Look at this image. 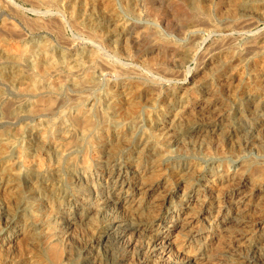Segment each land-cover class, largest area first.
I'll use <instances>...</instances> for the list:
<instances>
[{"label": "rangeland", "instance_id": "1", "mask_svg": "<svg viewBox=\"0 0 264 264\" xmlns=\"http://www.w3.org/2000/svg\"><path fill=\"white\" fill-rule=\"evenodd\" d=\"M107 1L6 0L0 6V139L11 160L22 151L29 158L41 153L47 161L39 174L25 172L16 179L9 192L1 187L12 178L0 161V264H169L185 258L192 264H248L264 258V0H111L112 12ZM5 21L9 28L1 30ZM101 32H108L104 39ZM110 36L115 44L107 41ZM128 44L129 54L119 63L124 73L93 66L89 70L98 81L86 82L85 74L68 69L75 57L94 48L100 61L113 65L111 56ZM27 48L32 54L20 61L6 56ZM182 48L198 50L201 57L180 63ZM49 55L66 61V69L55 70ZM36 57L46 58L45 71L32 69L29 61ZM230 66H238L241 74L234 87L222 81ZM29 73L39 91L23 89ZM158 82L165 85L154 86ZM122 92L132 93L140 104L118 107ZM90 106L95 126L82 138L70 119ZM160 124L166 143L155 138ZM43 128L50 137L39 151ZM66 135L73 143L59 157L53 146ZM112 168L117 176L110 179L106 172ZM125 171L123 183L118 175ZM225 171L232 177H223ZM152 173L160 183L151 201L168 195V203L151 204L142 216L141 210L125 209L117 196L135 194L134 182L141 177L148 184ZM188 179L199 189L186 195L181 185L186 187ZM189 195L195 206L188 204ZM77 197L86 198L78 212ZM185 211L189 221L173 230L168 253L158 235L159 221L130 236L134 246L121 242L120 228L118 236L113 231L98 242L115 219L138 225L150 222L153 212L181 225ZM67 221L76 226L68 229Z\"/></svg>", "mask_w": 264, "mask_h": 264}, {"label": "bare ground", "instance_id": "2", "mask_svg": "<svg viewBox=\"0 0 264 264\" xmlns=\"http://www.w3.org/2000/svg\"><path fill=\"white\" fill-rule=\"evenodd\" d=\"M91 1V0H90ZM3 2H6V0L4 1H2V0H0V6L3 4ZM10 2V1H9ZM114 4V3H113ZM236 4V3H235ZM7 6V5H6ZM93 6V5H92ZM183 7V6H182ZM107 10L110 12L111 10H112V4H111V0H108L107 1ZM106 11V10H105ZM112 12V11H111ZM187 14H189V13H187ZM257 14V13H256ZM19 16V15H18ZM23 21V20H22ZM118 22V21H117ZM115 24H116V22H115ZM118 24V23H117ZM29 25V24H28ZM40 25V24H39ZM41 25L43 26V24L41 23ZM12 26H13V24H12ZM44 26H46V25H44ZM9 28V23L7 22L6 23V21L5 22H3V24H2V27H1V30H5V29H8ZM117 28V27H116ZM96 29V28H95ZM122 29H124L123 27H122ZM238 32V31H237ZM108 33V32H107ZM107 33H105V34H107ZM112 33V32H111ZM133 33V32H132ZM97 34V33H96ZM105 34H102V32L99 34L102 38L104 37V35ZM98 35V34H97ZM195 35V34H194ZM261 35V34H260ZM134 36V35H133ZM105 38V37H104ZM103 38V39H104ZM113 38V37H112ZM111 38V36L110 37H108L107 38V41L108 40H110L111 42H112V39ZM115 38V37H114ZM131 40V39H130ZM109 41V42H110ZM127 42V41H126ZM230 42V41H229ZM13 43V42H12ZM113 44H115L114 42H112ZM8 44V43H7ZM97 44V43H96ZM108 44H110V43H108ZM220 44V43H219ZM30 45V44H29ZM95 45V44H94ZM17 46H15V48H16ZM90 47V46H89ZM115 47V46H114ZM186 47V46H185ZM19 48V47H18ZM91 48H92V46H91ZM96 48H97V46H96ZM101 48V47H100ZM117 48V47H116ZM118 48H122V47H118ZM254 48V47H253ZM12 49V48H11ZM10 49V50H11ZM115 49V48H114ZM18 50V49H17ZM119 50V49H118ZM117 50V51H118ZM179 50V49H178ZM181 50V49H180ZM15 52H16V50H14ZM19 51V50H18ZM49 51V50H48ZM106 51V50H105ZM120 51V50H119ZM129 51H130V47H129V44H128V47L125 45V46H123V48H122V52H117L116 53V55H112L111 56V58L113 57V58H115V60H116V63L115 64H113L112 65V63H110V60L108 61V59L107 60H104V61H100V60H102V59H98V54H99V51L98 52H96L95 51V48H94V50H87V51H85L84 52V54L83 55H79V56H77L76 54V56L77 57H75V59H74V61H73V63H72V65H71V67L70 68H68L69 70H70V72L72 71V72H75V74L76 75H81L82 73L83 74H85V79H87V81L86 82H91V81H96V79H97V77H95V75H94V73H93V71L92 72H90V70H89V68L91 69L93 66L95 67V66H98L99 68H101V70H106V71H111V73L113 72V73H115V72H119L120 74L121 73H124L125 71L124 70H126V68H124V64H123V66H122V63L121 64H119L120 62H122V58H124V56L125 55H127V54H129ZM134 51V50H133ZM204 51H206V50H204ZM29 53H31L32 54V49L31 48H27L26 50H23V52H20L19 54H18V52H16V53H14V54H12L11 52H7V57L9 58V56L11 57V58H13L14 60L15 59H19L18 57H29L31 54H29ZM45 53V52H44ZM47 53H49V52H47ZM212 53V52H211ZM214 53V52H213ZM17 54V55H16ZM41 54V53H40ZM106 54V53H105ZM112 54H114V53H112ZM180 54V53H179ZM178 54V55H179ZM182 57L181 58H179V57H176V55H174L175 56V60H176V58H179V61L178 62H182V63H186V62H190V61H194V60H197L199 57H201L200 56V54H201V52L200 51H198V50H195V49H191V48H182ZM203 54V53H202ZM18 55H20V56H18ZM47 55V54H46ZM228 55V54H227ZM170 56V55H169ZM180 56V55H179ZM45 57H47V56H45ZM101 57V56H100ZM128 57V56H127ZM163 57H164V55H163ZM225 57V56H224ZM49 61H50V64L51 65H54V67L56 68L55 70H57V71H61L62 69H66V67H65V65H64V62L65 63H67L66 61H64V62H61V58L60 59H58L57 61H55V59H54V57L53 56H51V55H49ZM171 58V57H170ZM220 58H221V56H220ZM225 58H227V56L225 57ZM21 59V58H20ZM20 59H19V61H20ZM23 59V58H22ZM166 59V58H165ZM168 59V58H167ZM211 59V58H210ZM228 59V58H227ZM25 60V59H24ZM29 60V59H28ZM44 60H46V58L44 59L43 57H36L34 60H33V58L31 59V61H29L30 62V64L32 65V69H35V70H40V71H45V69L47 68L46 66H47V64L45 63V61ZM113 60V59H112ZM111 60V61H112ZM156 60V59H155ZM161 60V59H160ZM164 60V59H163ZM171 60V59H170ZM240 60V59H239ZM22 61V60H21ZM150 61H152V60H150ZM165 61H167V60H165ZM172 61V60H171ZM174 61V60H173ZM47 62V61H46ZM113 62V61H112ZM153 62V61H152ZM168 62H169V64H170V61H169V59H168ZM213 62V61H212ZM236 62H237V60H236ZM80 63H81V65H84L85 64V66H81L80 65ZM175 63V62H174ZM242 63V62H241ZM69 64V63H68ZM222 64V63H221ZM227 64H229V63H227ZM231 64V63H230ZM236 64H238V63H236ZM50 65V66H51ZM78 65H80V66H78ZM174 65V64H173ZM178 65V64H177ZM209 65H211V64H209ZM233 65V64H232ZM262 65H263V62H262ZM49 66V67H50ZM69 66V65H68ZM212 66V65H211ZM243 66V65H242ZM241 66V67H242ZM53 67V66H52ZM93 67V68H94ZM30 68H31V66H30ZM116 68H118V69H116ZM136 68V67H135ZM222 68V67H221ZM243 68V67H242ZM96 69V68H95ZM132 69H134V68H132ZM224 69V68H223ZM69 70H67V71H69ZM82 70H84L83 72H82ZM88 70V71H87ZM59 71V72H60ZM132 71V70H131ZM131 71H129V72H131ZM134 71V70H133ZM241 71V70H240ZM248 71V70H247ZM255 71V70H254ZM63 72V71H62ZM71 72V73H72ZM104 72V71H103ZM242 72V71H241ZM16 73H18L19 75H23L24 73H22L21 74V72L19 71V70H17V72ZM33 73V72H32ZM32 73H29L27 76H26V79H25V84H26V87H24L23 89H25V90H27V91H39L40 90V87H39V85L37 84V81L34 79V75L32 74ZM65 73V72H64ZM67 73V72H66ZM87 73V74H86ZM98 73H101L100 71L98 72ZM135 73V72H134ZM167 73V72H166ZM239 69H238V66H230V70H229V72L227 71L226 72V74H225V76H224V78L222 79V81H224L223 82V85H225V86H227V87H232V85H233V83L235 82V81H238L241 77V74L239 75ZM46 74V73H45ZM97 74V73H96ZM243 74V73H242ZM246 74V73H245ZM255 74V73H254ZM168 75V74H167ZM237 75L240 77H238L239 79L238 80H236V77H237ZM115 76V75H114ZM21 77V76H20ZM79 77V76H78ZM259 77V76H258ZM83 78V77H82ZM256 78V77H255ZM261 78V77H260ZM259 78V79H260ZM79 79V78H78ZM242 79H243V77H242ZM42 80V79H41ZM256 80V79H255ZM258 80V79H257ZM83 81V80H82ZM97 81H98V79H97ZM166 81V80H165ZM254 81V80H253ZM17 82V81H16ZM20 82V81H19ZM221 82V81H220ZM23 83V82H22ZM82 82H75V80H74V84L75 85H82L81 84ZM85 83V82H84ZM118 83V82H117ZM159 84H157V83H154V86H157V85H165L164 83H162V82H158ZM236 83V82H235ZM112 84V83H111ZM262 85V84H261ZM62 86V85H61ZM116 86V85H115ZM127 86V85H126ZM153 86V87H154ZM235 85H233V87H234ZM22 87V86H21ZM113 87V86H112ZM162 87V86H161ZM181 87V86H180ZM82 88V87H81ZM256 88V87H255ZM118 89V88H117ZM136 89V88H135ZM185 89V88H184ZM253 89V88H252ZM107 90V89H106ZM114 90V89H113ZM170 90V89H169ZM175 90H177V88L175 89ZM179 90V89H178ZM187 90V89H186ZM260 90V89H259ZM129 91V90H128ZM167 91V90H166ZM183 91V90H182ZM206 91H208V90H206ZM130 92V91H129ZM128 92V93H129ZM171 92H173V90L171 91ZM36 93V92H35ZM120 93V92H119ZM125 93V92H122V94H118L117 96L119 97L116 101H117V103H115V104H117V106L118 107H120L121 108V106H123V104L125 105V103L127 104V103H129V104H131L132 106H138L139 104H140V101L139 100H137V97H135V96H133V95H130V94H132V93ZM210 93V92H209ZM234 93V92H233ZM232 93V94H233ZM37 94V93H36ZM255 94V93H254ZM38 95V94H37ZM144 95V94H143ZM174 95V94H173ZM183 95V94H182ZM191 95V94H190ZM212 95V94H211ZM257 95V94H256ZM42 96V95H41ZM142 96V95H141ZM197 96V95H196ZM195 96V97H196ZM226 96V95H225ZM111 97V96H110ZM181 97V96H180ZM197 98V97H196ZM235 99V98H234ZM51 101V100H50ZM108 101V100H107ZM52 102V101H51ZM50 102V103H51ZM98 102V101H97ZM160 102V101H159ZM224 102V101H223ZM228 102V101H227ZM41 103V102H40ZM46 103V102H45ZM49 103V104H50ZM35 104V103H34ZM33 104V105H34ZM47 104V103H46ZM52 104V103H51ZM90 104V103H89ZM205 104V103H204ZM32 105V106H33ZM39 105H42V104H39ZM94 105V104H93ZM121 105V106H120ZM23 106V105H22ZM36 106V105H35ZM38 106V105H37ZM36 106V107H37ZM35 107V108H36ZM42 107V106H41ZM44 107H45V105H44ZM43 107V108H44ZM48 107V106H47ZM202 107V106H201ZM32 108V107H31ZM39 108V107H38ZM254 108V107H253ZM123 109V108H122ZM199 109V108H198ZM224 109V108H223ZM76 110V109H75ZM91 110V106H90V108L88 109V108H86V110H82V108L77 112V114H75L70 120H72V122H73V126L75 127V129H78L77 131H80V135L82 136V138H84V136H86V135H88L89 133H91L92 132V130H93V128H94V126H95V122H94V114L92 115V112L90 111ZM34 111H36L37 112V110H34ZM192 111V110H191ZM40 112V111H39ZM42 112V111H41ZM194 112V111H193ZM207 112V111H206ZM29 114V113H28ZM53 114V113H52ZM99 114V113H98ZM252 115V114H251ZM96 116V115H95ZM239 117V116H238ZM187 118V117H186ZM191 118V117H190ZM177 121H178V119H177ZM176 121V122H177ZM187 121V120H186ZM216 121V120H215ZM170 122H171V124L174 126V124H175V117H173V119L172 120H170ZM188 122V121H187ZM190 122V121H189ZM160 123V122H159ZM165 123V122H164ZM190 124V123H189ZM195 124V123H194ZM102 125V124H101ZM100 127V126H99ZM160 128H158L157 129V132H156V134H155V138L157 139V140H164V141H162L163 143H166V142H168L169 140H167V139H163V137H164V132L162 131V129H164V127L162 126L161 127V124H160V126H159ZM170 127V126H169ZM177 127V126H176ZM196 128V127H195ZM43 129H45V130H43V131H40V138H39V144H37V145H39V147L40 148H38L39 149V151L40 150H44V143H45V140H46V138H47V136L48 135H45L46 134V132H47V130H46V128H43ZM184 129H185V127H184ZM193 129V128H192ZM68 131V130H67ZM109 131V130H108ZM199 131V130H198ZM231 131V130H230ZM252 131V130H251ZM69 132V131H68ZM67 132V133H68ZM260 132V131H259ZM56 133V132H55ZM67 133H65V134H67ZM108 133V132H107ZM106 133V134H107ZM255 133V132H254ZM54 134V133H53ZM115 134V133H114ZM149 134V133H148ZM263 134V133H262ZM55 135V134H54ZM68 135V134H67ZM67 135L61 140L60 138V140H58V141H56L55 142V139H54V142H51L50 144H53L54 143V146H53V152H55L56 153V155L57 156H59V157H63L64 155H65V153L67 152L65 149L66 148H69L70 146V144L69 143H71V145H72V143H73V141H69V139L70 138H68L67 137ZM108 135V134H107ZM48 137H50V136H48ZM63 137V136H62ZM87 137V136H86ZM93 137V136H92ZM101 137V136H100ZM117 137V136H116ZM179 137V136H178ZM260 137V136H259ZM5 138V137H4ZM72 138V137H71ZM76 138V137H75ZM222 138V137H221ZM111 139V138H110ZM113 139V138H112ZM220 139V138H219ZM80 140V139H79ZM95 140V139H94ZM49 141H50V139H49ZM60 141V142H59ZM96 141V140H95ZM159 141V142H160ZM35 142V141H34ZM92 143V142H91ZM105 143V142H104ZM174 143V142H173ZM13 145V144H12ZM47 145H48V143H47ZM51 146V145H50ZM49 146V147H50ZM48 147V146H47ZM50 149H52V148H50ZM96 149V148H95ZM7 150H8V146H7V144L2 140V139H0V161L2 162V164L4 163V165H3V168H4V172H7L6 174L7 175H9V177H11L12 179H10V178H8V180L7 179H5V183L2 185V187L1 188H3L4 189V191H6V192H9V190L10 189H12L16 184H13V182H15V180L17 179V180H19V179H21V177L25 174V172H26V175L27 174H29V175H35L36 173H40L41 171H43V168H45L46 166V162H44V159H43V156H42V154L40 153V154H36V155H34V156H32V157H28V156H26L25 155V152H22V151H20V154H19V157L16 159V160H11L10 158H9V156L7 155ZM22 150V149H21ZM51 151V150H50ZM45 152V151H44ZM128 152V151H127ZM10 154V153H9ZM55 156V155H54ZM158 156V155H157ZM42 157V158H41ZM45 157V156H44ZM53 158V157H52ZM46 159V158H45ZM48 159V158H47ZM59 159V158H58ZM87 158H85V160H86ZM84 160V159H83ZM85 160H84V162H85ZM86 161H88V160H86ZM84 162H83V164H84ZM89 162V161H88ZM134 163V162H133ZM136 163V162H135ZM86 165H87V163H86ZM86 165H84L85 167H86ZM83 166V165H82ZM88 166V165H87ZM87 168V167H86ZM91 169V168H90ZM123 169V168H122ZM122 169H120V170H122ZM125 169V168H124ZM45 170V169H44ZM108 170V169H107ZM119 170V171H120ZM130 170V169H129ZM138 170V169H137ZM47 171V170H46ZM118 171V170H117ZM234 171V170H233ZM121 172V171H120ZM134 173L136 172V171H133ZM154 172V171H153ZM48 173V172H47ZM46 173V174H47ZM106 175H107V177H109L110 179H112V178H116V172H115V169L114 168H112V169H109L107 172H106ZM126 171H125V174L124 173H120L119 175H118V178H119V180H120V182H125L126 181ZM134 175V174H133ZM43 176V175H42ZM153 173H152V176H150V177H152V179H149V180H147V183L148 184H146V183H144V182H146V181H143V179L140 177L136 182H134V181H132V182H134V184H133V187H134V190H135V194H133V195H131V196H129V197H125V198H123V197H121L120 195H118L117 197H118V200H120L121 202H122V204H123V207H125V209L127 208V209H129V210H132L133 212H135V213H137V211L139 212L140 210L142 211L141 213H139V214H141V216L143 215V214H145L143 211H144V209L146 210V208L148 207V208H150V206H151V204L156 208L157 206H160L161 204V202H164V203H168V201H169V196L168 195H165L164 196V198L161 200V201H159V200H157V201H151L152 200V198L150 197L151 195H150V193H151V191L154 189V187H155V184L156 183H160V181L159 182H155V180H153ZM6 177V176H5ZM85 178L87 177V175L85 174V176H84ZM83 177V178H84ZM135 177V176H134ZM223 177H226V178H231L232 177V175L229 173V171H225L224 173H223ZM128 178V177H127ZM3 179V178H2ZM35 179V178H34ZM108 179V178H107ZM31 180V179H30ZM41 180V179H40ZM84 180V179H83ZM106 180V179H105ZM129 180V179H128ZM134 180H136V179H134ZM199 180V179H198ZM109 181V180H108ZM113 181V180H112ZM185 181V183L187 182V185H186V187H184V184L183 185H181V187L183 188V189H185V193H186V195H187V193H193V192H195V191H198V189L199 188H197V186L195 185V184H192V183H189V179L186 181V180H184ZM184 181H183V183H184ZM127 182V181H126ZM191 182V181H190ZM117 183V182H116ZM130 183V182H129ZM162 184V183H161ZM260 184V183H259ZM1 185V184H0ZM18 185V184H17ZM46 185V184H45ZM157 185V184H156ZM160 185V184H159ZM264 185V184H263ZM47 186V185H46ZM113 186V185H112ZM128 186V185H127ZM131 186V185H130ZM214 186V185H213ZM115 187V186H114ZM113 187V188H114ZM129 187V186H128ZM128 187H127V189H128ZM121 188V187H120ZM119 188V189H120ZM123 188V187H122ZM122 188H121V190H122ZM132 188V187H131ZM156 188V187H155ZM261 188V187H260ZM116 191V190H115ZM126 191V190H125ZM119 192V191H118ZM130 192V191H129ZM127 193V192H126ZM125 193V194H126ZM116 194V193H115ZM118 194V193H117ZM131 194V193H130ZM193 196H190L189 195V201H187L188 202V204L189 205H191L192 203H193V200L191 199ZM246 197V196H245ZM249 198V197H248ZM116 199V198H115ZM187 199V198H186ZM196 200V199H195ZM85 201H86V198L85 197H77V199H75V201H74V204H75V209H76V211L78 212L81 208H83V206H84V204H85ZM117 201V200H116ZM94 202V201H93ZM119 202V201H118ZM186 202V203H187ZM9 204V203H8ZM7 203H5V204H3L2 205V211L4 210L5 212H7V211H9V208H10V204L8 205ZM194 204V203H193ZM193 206V205H192ZM191 206V207H192ZM194 206H195V204H194ZM90 207V206H89ZM152 207V206H151ZM171 208V207H170ZM52 209V208H51ZM121 209V208H120ZM124 209V210H125ZM152 209H153V207H152ZM151 209V210H152ZM183 209V208H182ZM90 210H91V212H92V208L90 209V208H88V211L90 212ZM100 210V209H99ZM123 210V211H124ZM128 210V211H129ZM150 210V209H149ZM188 210V209H187ZM87 211V212H88ZM158 211V210H157ZM161 211V210H160ZM179 211V210H178ZM88 212V213H89ZM154 212H155V210H154ZM159 212V211H158ZM180 212V211H179ZM9 213V212H8ZM143 213V214H142ZM178 214V213H177ZM186 214V216H184ZM57 215H58V213H57ZM89 215V214H88ZM241 215V214H240ZM64 216V215H63ZM140 216V215H139ZM170 216V215H169ZM189 215H188V213H187V211H185V212H183V214L180 216V217H183V221H182V223H181V225L179 224V223H177V221L176 220H168L167 219V217L164 215V216H159V214H155V213H151V215H150V217H148V218H150V222H143L142 224H132V225H130V224H128L129 222H127V220H126V222H127V224L126 225H124V224H122L123 222H124V220H121V219H115V220H113L112 221V223L111 224H109L110 225V227L108 228L107 226V232H105L104 231V235L102 236L101 235V237L99 238V243L100 242H103L104 241V239H106L107 238V236H109V235H111L112 234V232L114 231V233H115V231H117L119 228L122 230V232H119L118 234H119V238H120V240H121V242L123 241L125 244H127L129 247H131V246H134V244H135V242L132 240V237H130V236H132L133 234H136V233H139V232H143L144 230H146V229H148V228H150V227H153L154 228V222H156V221H159V223H158V228H159V230H158V235H160V236H162L160 239L162 240L161 242H162V244H163V247H162V249L166 252V253H168V251H169V246H170V244H171V242H169V240H170V237L172 236V233H173V230L174 231H176L177 229H178V227L179 228H184V226L187 224L186 223V221L188 220L189 221V218H190V216L188 217ZM49 217V216H48ZM245 217V216H244ZM61 218V217H60ZM67 218V217H66ZM228 218V217H227ZM74 219V218H73ZM191 219H193V218H191ZM234 219V218H233ZM233 219H227V220H225L224 222H232V220ZM235 219H237V218H235ZM146 220H147V218H146ZM64 221V220H63ZM77 221V220H76ZM111 221V220H110ZM134 221V220H133ZM185 221V222H184ZM236 221V220H235ZM68 223H67V227H68V229H69V227H71V225H72V227H74V225H75V222L74 221H67ZM66 223V222H65ZM77 223V222H76ZM79 223V222H78ZM189 223V222H188ZM170 224V225H169ZM232 224V223H231ZM228 225V224H227ZM76 226V225H75ZM66 227V228H67ZM79 227V226H78ZM225 227H226V225H225ZM240 227V226H239ZM252 227V226H251ZM63 228V227H62ZM53 229V228H52ZM54 230V229H53ZM65 230V229H64ZM67 230V229H66ZM104 230V229H103ZM120 230V231H121ZM245 231V230H244ZM61 232V231H60ZM101 232H103V231H101ZM157 232V231H156ZM231 232V231H230ZM56 234V233H55ZM116 234V233H115ZM140 234V233H139ZM49 236V235H48ZM66 236V235H65ZM113 236H114V234H113ZM116 236H118L117 234H116ZM138 236V235H137ZM157 236V235H156ZM97 237V236H96ZM99 237V236H98ZM97 237V238H98ZM262 237V236H261ZM58 238V237H57ZM159 238V237H158ZM250 238V237H249ZM7 239H9V237L7 238ZM11 239V238H10ZM61 239V238H60ZM118 239V238H117ZM6 240V237L5 238H3V242H2V244H1V247L2 246H4V241ZM20 240H21V238H20ZM56 240V239H55ZM86 240V239H85ZM11 241V240H10ZM18 241V240H17ZM48 241V240H47ZM108 241V240H107ZM45 242V241H44ZM43 242V243H44ZM158 242V241H157ZM161 242L159 243L160 245H161ZM262 242H264V237L262 238ZM96 243V242H95ZM94 244V243H93ZM149 244V243H148ZM156 244V243H155ZM261 244V243H260ZM10 245V244H9ZM50 245V244H49ZM54 244H52V246H50V248L52 247H54L53 246ZM57 245V244H56ZM157 245V244H156ZM156 245H155V247H156ZM264 245V244H263ZM262 245V246H263ZM262 246H260V247H262ZM20 247H21V245H20ZM136 247V246H135ZM148 247V246H147ZM159 247V246H158ZM216 247V246H215ZM23 248V247H22ZM86 248V247H85ZM160 248V247H159ZM256 248H258V247H256ZM5 249V248H4ZM40 249V248H39ZM260 249L261 248H258V250L260 251ZM8 250V249H7ZM31 250V249H30ZM158 250V249H157ZM53 251H54V258L55 259H57V260H59V250H58V247L57 246H55L54 247V249H53ZM151 251H153V250H151ZM257 250H255V252H256ZM259 251H258V253H259ZM262 251V250H261ZM49 252V251H48ZM52 252V251H51ZM170 252V251H169ZM219 252V251H218ZM228 252V251H227ZM257 253V252H256ZM170 254V253H169ZM262 254V253H261ZM51 255V254H50ZM61 256V255H60ZM169 256V255H168ZM257 256V255H256ZM53 257V256H52ZM219 257V256H218ZM62 258V257H61ZM60 258V259H61ZM57 260H56V262H57ZM32 261V260H31ZM33 261H35V259H33ZM32 261V262H33ZM36 261H37V259H36ZM35 261V262H36ZM245 261V260H244ZM195 261L193 260V259H179V260H176V261H172V262H170L169 264H192V263H194ZM246 262V261H245ZM17 263V262H16ZM31 263V262H30ZM34 263V262H33ZM32 263V264H33ZM37 264H43L42 263V261L41 260H38L37 262H36ZM35 263V264H36ZM99 263V262H98ZM246 263H248V264H252V263H256V264H264V258L260 255L259 257H256V258H253V259H250V260H248ZM168 264V263H167Z\"/></svg>", "mask_w": 264, "mask_h": 264}]
</instances>
